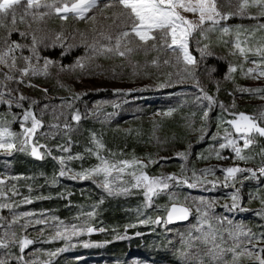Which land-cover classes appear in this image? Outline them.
Returning a JSON list of instances; mask_svg holds the SVG:
<instances>
[{
	"label": "rangeland",
	"instance_id": "1",
	"mask_svg": "<svg viewBox=\"0 0 264 264\" xmlns=\"http://www.w3.org/2000/svg\"><path fill=\"white\" fill-rule=\"evenodd\" d=\"M109 4H114V0H97V7L90 10L85 19H78L73 14H68V19L62 20L53 13L43 20H29L28 23L18 24V31L12 32L10 37L4 29H0V51L5 47L3 41L6 37L11 41L26 45L27 47L15 53L17 68L25 66V61L20 57L28 56L33 57L31 64L40 70L37 75H32L30 72L28 76L22 77L24 82L19 83L21 79L19 72L9 71L0 66V92L5 93V99L13 101L11 106L7 103H0V121H7L11 130L17 133L16 149L21 148L19 141L23 139L24 127L31 126V121L24 122L23 114L25 111H32L38 119L42 120L43 126L37 129L32 142L26 146L25 150L30 154L34 144L36 146L41 143L46 144L49 140L55 139L57 158L63 156L66 160V164L61 166L68 169L65 175L67 178L98 164L96 153L99 152L101 156L110 161H141L147 165L144 171L151 177L175 175L181 180L188 179L190 183L200 181L197 187H188L186 184L169 181V189L160 193L166 197V200L149 210L153 207L152 202L151 206L146 207V200L143 198H138L137 201L129 200L136 190V188H131L132 178L129 173L135 170L139 174V166L126 169L119 175V178L114 179V187L128 186L130 191L112 195L120 197L126 207L133 209L137 217L135 221L138 223L146 219L153 221L157 217L165 219L167 209L172 203H181L190 207L192 217L189 221L178 225L167 226L163 220L158 224L165 231L164 235L167 240L162 256L158 257L150 253L139 256L132 252L126 259L119 261L108 259L106 264H133L137 260L142 261L143 264H172L169 261L171 257L175 260V264H182L180 258V251L183 247L182 236H185L197 224V207L202 211H207L211 217L230 220L232 226L242 225L259 234L261 230L257 232L251 221L262 218L263 215H258L262 211L256 209L251 212L249 210L253 207L252 203L259 197L254 192L245 191L248 185L245 181L248 179L244 177L250 174L238 173L236 181L229 179L226 183V173L223 169L234 166L241 168H251L252 165L261 166L262 157L259 153L261 148H264V138L258 137L255 145L242 151V155L251 157L246 161L239 160L231 147L220 149L219 144L226 142L224 139L226 132H234L227 122L233 118L238 119L239 113L258 117L264 112V98H262L264 92L245 91L264 89V77L259 76L258 72V69L264 68V63H261L259 56L253 55L252 52H248L247 59H245L235 48L238 29L239 39L242 42L248 41L241 44L246 50L251 47L254 51L258 44L264 43V29L259 28V25L264 24V16H259V10L256 7H249L246 9L247 16L234 15L222 20L221 25L209 32L206 37H201L199 33H196L195 39L190 41V51L197 63L187 65L183 63L182 58L180 62H177L176 54L161 49L159 40L155 42L156 48H152L151 45L154 42L149 41L147 45H139L141 50L126 57L95 53L91 46L96 41L107 43L100 33L113 31V28L109 27L112 25L113 14L120 10L118 6L106 7ZM216 4L221 13L237 12V0H216ZM183 14L188 19H197L191 13ZM221 26L228 27L230 32L224 34L219 31ZM245 30L251 32L252 35H247ZM21 32H26L28 35L21 36ZM32 35H35L38 41L35 54L31 51ZM197 40L200 41L199 44ZM205 45H207L205 51L210 55L202 56L201 49H204ZM54 48L61 50L62 57L78 50L81 54L69 62H64L45 54L47 50ZM211 59L226 63L228 69L223 77L218 76L217 65L210 63ZM165 60L169 63L165 64ZM45 61H51L48 64L46 75L42 71ZM78 61L84 65L83 68L77 66ZM250 61H256V63ZM232 68L236 71H231ZM249 68L255 71L248 73ZM5 74L13 76L14 79H5ZM197 81H199V87H197ZM162 84L165 86L161 87ZM200 88H203L204 93L211 95L214 101L207 120L203 118V114L208 111L209 102L202 98L204 93L200 92ZM44 89H47V92ZM9 91L11 95H8ZM20 95L26 99L19 101ZM77 96H79L78 99ZM198 96L201 99L198 100ZM33 101L36 103L33 104ZM17 102L21 105L20 107L16 106ZM77 109L81 119L91 118L110 126L126 128L138 122L152 123L150 147L141 154L108 153L102 137L93 129L91 138L84 146L82 148L76 146L75 141L83 132L82 122L71 119ZM169 110H172L171 115L167 114ZM171 117L180 122V127L187 128L188 133L183 138L177 136L175 125L167 124L165 119ZM216 117L221 119L220 122L215 120ZM65 123L70 127L65 128ZM54 125H59V127H54ZM96 141L102 143L104 147L99 149ZM238 143L242 147L243 141L240 140ZM61 146L69 150L64 152ZM14 150L9 153L0 149V180L4 181L0 184V191L3 192L0 196V205H8V207H0V238H3L5 233L11 236V233L15 232L17 235L21 234L24 238L30 239V230L45 225L49 231L47 236L51 235L50 238L53 239L59 227V220L49 218L46 214H37L25 221L24 216L17 214L16 209L13 208L14 200L11 199V192L19 196L21 203L33 199L28 194L21 197V188L14 181L12 165ZM44 150V148L41 149L44 158L39 160L45 159ZM180 153L185 155L180 156ZM217 153L224 158H218ZM68 156L82 158L69 161ZM244 163H248L247 166ZM193 172L196 174L195 178L192 176ZM55 176L57 180H54V183H58L60 176L57 173ZM113 176L115 177L116 173H113ZM100 179L94 177L87 181L98 186L101 189L98 190V196H103L106 191L98 183ZM28 182L29 186L31 183H38V180L32 179ZM43 182L41 180V183ZM257 183L264 185V179ZM137 190L144 192L142 188ZM237 191L239 193L238 208L229 210L232 205L231 197ZM99 198L103 199V197ZM152 213H155L154 218L151 216ZM37 220L44 222L37 224ZM82 223L84 221L75 222V224ZM64 224L69 223L64 222ZM259 224L262 225L261 221ZM142 225L151 226L152 223ZM225 227H228L226 223ZM38 235L40 233L35 234L39 237ZM90 235L84 233L68 241L58 240L74 251L85 244L93 245L89 238ZM263 244L259 246L263 247ZM31 248L32 246L29 247L30 250ZM30 256L32 259L29 262H37L34 252L30 253ZM0 259L5 260L6 263L12 261V264H20L12 247L0 248ZM98 261L104 262V260L92 258L84 264H95ZM243 264H251V262L244 260Z\"/></svg>",
	"mask_w": 264,
	"mask_h": 264
},
{
	"label": "snow or ice",
	"instance_id": "2",
	"mask_svg": "<svg viewBox=\"0 0 264 264\" xmlns=\"http://www.w3.org/2000/svg\"><path fill=\"white\" fill-rule=\"evenodd\" d=\"M238 8L235 13H221L218 10L216 0H114V4L106 5V7H119V11L113 14L112 25L113 31L109 33L101 32L100 36L107 43H101L96 41L91 47L92 50L101 55H116L119 57H126L132 53L141 50L139 45H147L149 41L154 43L151 45L152 48H156L155 43L159 40L160 48L171 51L176 54L177 62L182 61L187 65H195L197 63L196 58L190 51V41L195 39V34L199 33L201 37H206L207 34L213 30H216L218 25H221L222 20H226L234 15L247 16L246 9L249 7H256L259 10V16H264V0H237ZM97 7V0H0V29H4L8 33V37L11 36L12 32L18 31L17 25L22 23H28L29 20L37 21L43 20L46 16L56 14L62 20L68 19V14H73L78 19H85L87 13L93 8ZM183 13H191L197 17V19H188ZM253 19L257 17H251ZM95 19V17H91ZM29 27L31 24L29 23ZM260 29H264V24L259 25ZM224 34L230 32V29L226 26L219 28ZM246 34L251 36L252 33ZM158 34V35H157ZM21 36H27L28 33L21 32ZM240 31L237 30L235 48L239 51L240 55L247 59V53L252 52L253 55L259 56L260 62L264 63V43L258 44L255 50L249 47L247 50L241 46L242 43L248 41H241L239 39ZM59 39V37H57ZM42 42V41H40ZM199 40L197 43L199 44ZM5 47L0 51V66L9 69V71L15 70L20 73L21 79L19 83H23L22 77L28 76L31 72L32 75H37L40 70L31 64L33 57L23 56L20 57L25 61V66L17 68V56L15 55L17 50H20L26 45H21L15 41H11L7 37L3 41ZM38 41L35 35L31 37V51L35 54L37 49ZM133 45H136L133 47ZM201 49L202 56L210 55L205 49ZM147 51L148 49H144ZM38 59V57H36ZM256 63V61H250ZM51 61H45L43 73L47 74V67ZM156 63V61H153ZM165 64L169 63L168 60L164 61ZM77 66L83 68L84 65L81 62H77ZM231 71L235 72L236 69L232 68ZM255 70L249 68L248 73H252ZM259 76L264 77V68L258 69ZM191 75V73H189ZM5 79L13 80L14 77L5 74ZM164 87L165 85H160ZM197 87H199V81H197ZM47 92V89H44ZM245 91H256L264 92V89L256 90H245ZM200 92L204 93L203 88H200ZM8 95H11L9 91ZM77 99L79 96L76 97ZM204 100L209 103L207 105L208 111H205L203 118L208 119L209 111L213 106V97L204 93ZM264 98V97H262ZM26 97L20 95L18 100L23 101ZM201 99V97H197ZM0 103H7L9 106L12 105L11 99H5V93L0 92ZM33 104L36 101L32 102ZM17 107L21 105L19 102L16 104ZM47 107V106H45ZM71 107V105H69ZM171 111L167 113L171 115ZM235 115V114H234ZM73 121L79 122L81 115L79 110H75L71 116ZM24 122L31 121L30 127H24L22 133L23 139L20 140L21 148L20 151H24L29 141L32 140L33 135L38 128L42 127V120L38 119L32 111H25L23 114ZM233 129L234 132L225 133V143H220L219 148L225 149L231 147L235 153V156L242 161L251 159V157L242 155L244 149H250L257 143V138H264V112L258 117H252L244 113L238 114V119L233 118L227 122ZM65 128L70 127L65 123ZM59 127V125H54ZM16 139H18L17 133L13 132L7 121H0V149H3L11 153L16 149ZM242 140V147L238 141ZM97 147L102 149L104 145L99 141H96ZM39 147H46L40 145ZM61 150L67 152V147L61 146ZM30 154L37 158L43 159V154L38 150V147L34 144L31 147ZM48 154L51 152L49 150ZM262 157L261 166L257 169L253 168H241L239 166L228 167L223 169L226 173L225 182L229 179L236 181L238 179V173H249L250 176H245L244 179H258L264 177V148H261L260 153ZM180 156H184V153H180ZM97 160L99 161L94 167L76 172L70 176L71 179L89 180L94 177L101 178L98 183L104 188L109 194H122L130 191L128 186L114 187L113 180L119 178V175L124 173L126 169L134 168L139 166V174L135 170L129 173L131 176V188L144 190V196L146 200V207L151 206L153 197L159 195L161 192L169 189V181H175L177 183L186 184L188 187H197L200 181L196 183H190L188 179H179L175 175L172 176H161L151 177L145 171L147 167L141 161L138 160H119L110 161L109 159L101 156L99 152L96 153ZM218 158L220 157L217 153ZM82 157L68 156L67 160H72ZM60 165H65V157L61 156L58 158ZM68 169L61 167L59 176L63 177L66 175ZM207 171V170H205ZM116 173V176H113ZM195 172L192 173L195 178ZM242 183V181H240ZM4 181L0 180V184ZM3 192L0 191V196ZM174 199V198H173ZM232 205L229 210L238 208L237 201L239 200V193H234L231 197ZM31 202V201H26ZM264 203V199L261 201ZM200 203H204L200 201ZM0 207H8V205H0ZM211 207V205H209ZM243 210V209H242ZM198 214L197 224L194 225L185 236H182L183 247L180 251V258L182 264H243L244 260H248L251 264H264V247H260L261 243H264V232L259 234L252 232L251 229H246L242 225L232 226V221L225 220L224 218H214L209 216L207 211H202L199 207L196 208ZM24 216H30L32 213H24ZM94 215V211L86 213V216L91 218ZM192 215V209L188 206L178 205L172 203L171 207L167 209L166 219L158 218L155 221L152 220H140V224L146 223H160L163 222L173 223L176 221L188 220ZM258 215H264V213H258ZM44 221L37 220L36 223H43ZM225 223L228 227H225ZM128 227H135V225H129ZM63 229V230H61ZM104 229H99L103 231ZM97 231L96 228L88 223L82 224H64L63 221L59 222L55 233V239H62L65 241L71 240L73 237H77L81 234ZM139 235V233H137ZM18 243L20 252H24L28 245H31L34 241L28 238L20 240L15 232L4 234L3 238H0V248H9L11 244ZM85 247L88 245L85 244ZM67 248L57 249L55 252L48 253L49 257L56 256L59 252L66 251ZM22 261L23 264H29L28 261L24 260L23 256L17 258ZM0 264H6V261L0 259ZM44 264H50V261L44 262ZM133 264H143L142 261H134Z\"/></svg>",
	"mask_w": 264,
	"mask_h": 264
},
{
	"label": "trees",
	"instance_id": "3",
	"mask_svg": "<svg viewBox=\"0 0 264 264\" xmlns=\"http://www.w3.org/2000/svg\"><path fill=\"white\" fill-rule=\"evenodd\" d=\"M51 58L61 59L64 62H69L80 56L81 51H74L70 55L62 57L61 50L54 48L45 52ZM210 63L217 65V74L223 77L228 67L225 62H218L214 59ZM215 112V111H214ZM217 116V115H215ZM168 125L177 127L175 132L179 138H183L188 133L187 128L180 127V122L175 121L172 117L165 119ZM216 121L220 122V118L216 117ZM83 132L75 141L76 146L82 148L84 144L91 138V130H95L106 145V152H118L123 155H134L145 153V149L150 147L152 123L138 122L128 127L110 126L100 122H96L91 118H82ZM32 141L30 140L29 143ZM55 139L49 140L45 149V159H34L26 150L20 151V148L14 150L12 160L14 181L21 188V197L25 194L31 195L33 199L29 203H21L19 196L11 192V199L14 200L13 208L17 214L24 216V213H32L30 216H24L25 221L29 217L37 216V214H46L47 217L65 223H75L84 221L96 229H104L98 235H90L93 245L83 246L78 250L72 251L69 246L63 245L61 240L50 238L45 225L30 230V239L34 242L28 245L24 252H20L18 243L13 242L10 247L13 248L16 258L23 256L25 261L32 259L30 253L34 252L37 256V262H29V264H44L43 262L50 261V264H84L89 259L96 258L103 261H98L95 264H106L109 260H122L130 256L132 252L137 255H146L150 253L154 256H162L165 252L166 237L165 231L157 223H152L151 226L142 225L135 221L137 218L132 211V208L125 206V202L120 197L109 195L107 192L102 196H98V190H101L93 182L83 180L78 181L67 178L66 176L59 177L58 183L55 173L59 174L61 165L56 155ZM51 152L49 155L48 152ZM245 165L248 163H244ZM247 166V165H246ZM258 165H252L251 168L257 169ZM247 168V167H246ZM52 178V181L49 180ZM38 180V183L27 185L29 180ZM264 177L258 179L249 178L245 181L248 185L245 191L254 192L259 198L254 201L251 212L259 209L264 213V185H258ZM41 180L44 182L41 183ZM91 185V187H89ZM23 191V192H22ZM135 194L129 200L137 201L138 198L145 199L142 190H134ZM244 193V191L242 192ZM20 197V198H21ZM99 197H103L100 199ZM166 197L162 194L153 197L151 210L155 205L165 201ZM262 203V204H261ZM94 211V215L89 218L86 213ZM35 214V215H34ZM154 218L155 213H152ZM256 218V217H254ZM157 220L153 219V221ZM261 221V224H259ZM252 224L257 232H264V215L260 219H253ZM135 225V227H128ZM42 232V233H41ZM39 237L35 234H39ZM139 233V235H137ZM17 237L23 240L24 237L19 234ZM44 237V238H43ZM96 242V243H95ZM96 244V245H94ZM32 246L31 250L29 247ZM67 248L66 251L59 252L54 257H49L48 253L55 252L60 248ZM264 247V244H263ZM18 260V259H17ZM95 260V259H94ZM19 261V260H18ZM169 261L175 264V260L171 257ZM23 264L22 261H19ZM8 262L6 264H12Z\"/></svg>",
	"mask_w": 264,
	"mask_h": 264
},
{
	"label": "water",
	"instance_id": "4",
	"mask_svg": "<svg viewBox=\"0 0 264 264\" xmlns=\"http://www.w3.org/2000/svg\"><path fill=\"white\" fill-rule=\"evenodd\" d=\"M40 145H44V146H46V147H39ZM37 147H38V150L41 152V149L42 148H44V149H46L47 148V145L46 144H44V143H41V144H39V145H37ZM42 153V152H41ZM32 156V155H31ZM33 157V156H32ZM34 159H37V158H35V157H33ZM178 205H183V206H186V205H184V204H181V203H177ZM171 207V204H170V206H169V208ZM168 208V209H169ZM166 217H167V212H166V214H165V219H166ZM191 217H192V215L189 217V219L188 220H184V221H176V222H173V223H168V224H166L167 226H171V225H178V224H182V223H185V222H187V221H189L190 219H191ZM158 218H163V217H157V219ZM157 224H159V223H157ZM95 228V227H94ZM102 231H99V229H97V231H94V232H92L91 233V235H98V234H100Z\"/></svg>",
	"mask_w": 264,
	"mask_h": 264
}]
</instances>
